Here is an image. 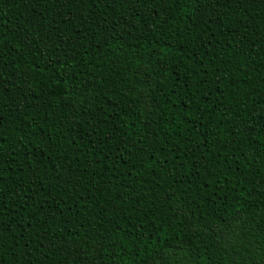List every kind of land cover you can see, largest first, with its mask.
<instances>
[{
    "label": "trees",
    "instance_id": "1",
    "mask_svg": "<svg viewBox=\"0 0 264 264\" xmlns=\"http://www.w3.org/2000/svg\"><path fill=\"white\" fill-rule=\"evenodd\" d=\"M0 264H264V0H0Z\"/></svg>",
    "mask_w": 264,
    "mask_h": 264
}]
</instances>
